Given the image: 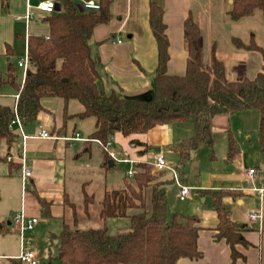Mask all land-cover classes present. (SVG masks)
Listing matches in <instances>:
<instances>
[{
    "label": "crops",
    "instance_id": "0c3cea01",
    "mask_svg": "<svg viewBox=\"0 0 264 264\" xmlns=\"http://www.w3.org/2000/svg\"><path fill=\"white\" fill-rule=\"evenodd\" d=\"M42 1L45 0H0V73L3 77L9 64H13L17 70V81L21 83L24 72L17 62L28 55L30 36H49L50 26L45 20L49 15L37 9ZM72 1L78 5L87 1L100 4L101 0ZM152 1L165 9L170 39V75L182 76L186 72L188 50L185 22L191 16L201 29L203 70L212 67L216 57L224 63L228 81H242L256 76L252 65L255 51L239 49L232 42L234 37L249 41L238 29V24L247 18L233 21L230 17L235 0H112V19L107 24L97 26L90 40L93 57L99 63L100 86L107 94L116 92L122 96L146 97L154 91L158 46L150 26ZM224 26L234 28L232 35L231 32L230 36L220 33ZM74 101L66 104L60 98H44L42 106L45 111L39 114L37 120L24 123L22 130L16 129L19 138L10 152L13 161L20 164L21 168L17 170L8 162L0 161V225H4L6 231L0 233L4 237L0 250H10L5 236L12 231L17 233L13 229L14 215L24 213L28 218L39 220L35 228L25 234L30 249L34 246L40 255L39 264L41 260L47 264H60L47 260L50 255L55 257L59 248L58 240L50 241L51 234H59L65 224H77L79 218L86 221L93 218L92 209L90 214L84 212V201L81 208L72 201L67 187L68 160L71 158L73 164H78L83 150L89 152L95 144L100 147L98 142L89 140L96 129V121L87 131L86 137L80 132L85 120L75 117L66 119L65 106L68 115L83 111L82 105L80 108ZM0 104L9 107L2 102ZM259 125L260 112L255 109L214 117L211 125L213 144L202 145L193 151L184 169V176L179 173L182 184L191 188L189 197L184 201L179 198L180 187L173 180L171 169L177 170L179 161L175 148L181 141L194 135L191 122L158 126L148 133L140 134V137H124L119 133L114 135L111 148L120 158H125L127 154V158L136 162L134 165L123 163L135 173L138 163H147L156 153H163L169 169L154 173L157 174V180L165 184L169 213L178 212L200 218L198 248L203 257L200 260L180 259L178 264H264V195L253 190L256 187L264 189V152L258 144ZM41 130H47L54 138L39 137ZM22 134L27 138L24 139ZM76 135H80L79 140L73 139ZM230 137H233L239 148V154L231 160L228 157ZM1 152L2 155L7 153L5 146ZM144 155L147 161L141 159ZM22 157H25L26 166L32 171L30 178L24 176ZM112 161V167H115L116 162ZM104 168L101 163V170ZM250 169L257 171L254 178L247 175ZM85 184L80 194L83 200L85 192L94 196L96 202L93 206L104 198L106 192L117 190L105 188L99 200L94 190L88 192L86 189L92 183ZM214 192L224 193L223 203L231 218L246 226L244 236L252 246H237L245 260L238 259L234 263L226 241L215 239L219 219L210 194ZM252 212L261 213L262 218L250 222L248 215ZM129 225V219L108 221L110 233V227L120 233ZM15 243L22 251L23 242L19 233ZM20 254L16 253V260H19ZM11 262L10 259L5 264Z\"/></svg>",
    "mask_w": 264,
    "mask_h": 264
},
{
    "label": "trees",
    "instance_id": "16d2710c",
    "mask_svg": "<svg viewBox=\"0 0 264 264\" xmlns=\"http://www.w3.org/2000/svg\"><path fill=\"white\" fill-rule=\"evenodd\" d=\"M61 11H55L45 20L50 26L48 37L30 36L28 40L29 68L25 83L17 81V70L9 64L6 75L0 76V92L10 85L20 92L17 114L23 123L37 120L45 111L44 98H60L66 104L78 101L83 111L68 115L66 119L94 118L96 129L89 140L98 142L109 167L105 147L116 133L129 137L145 134L168 124L191 122L194 135L181 141L175 150L179 154L177 171L182 176L193 151L202 145H212L214 134L212 120L221 114H238L255 109L260 112L258 144L264 152V48L253 38L248 42L234 37L239 49L261 54L263 65L252 79L228 81L225 65L216 57L212 67H201V29L189 16L185 22L188 61L182 76L168 73L170 39L165 22V9L157 2L150 3V26L158 46V67L154 78V91L149 99L107 94L100 86L99 63L93 57L90 40L94 29L112 19V0H101L100 10L79 12L72 0H57ZM260 12L264 20V0H235L230 17L233 21L253 17ZM15 109L0 104V161L8 162L11 149L19 134L10 125L15 119ZM141 144V143H138ZM7 153L2 155V147ZM144 153V152H143ZM239 154V148L229 138V159ZM19 170L21 165L8 162ZM148 163H138L131 181L124 189L105 193L98 202L101 226L92 230L74 231L65 224L59 234H51L50 241L58 240L57 255L48 262L60 264H178L180 259L200 260L198 248L200 218L178 212L169 213V200L165 184L159 182ZM219 225L215 239L225 240L235 263L245 256L238 245L249 248L245 238L246 226L235 222L223 203V194L210 193ZM95 198L84 193V212L91 213ZM41 203H44L43 201ZM110 219H129L130 229L123 233L109 231ZM0 225V233H5ZM11 263L22 264L11 259Z\"/></svg>",
    "mask_w": 264,
    "mask_h": 264
},
{
    "label": "rangeland",
    "instance_id": "374dc122",
    "mask_svg": "<svg viewBox=\"0 0 264 264\" xmlns=\"http://www.w3.org/2000/svg\"><path fill=\"white\" fill-rule=\"evenodd\" d=\"M238 25H239L238 29L241 31V33L245 34L243 35L245 36L244 37L245 40H250L251 38H253L258 45L264 48V20L260 12H256V14L253 17L247 18L245 22ZM232 30L234 32L233 27L227 28L224 26V29L221 30L220 33L224 36H226V34L230 36L232 35ZM252 57H253L252 65L254 68V73H258L260 72L263 64L262 56L260 53L254 52ZM2 75L3 74L0 73V76ZM231 81H233V79ZM16 93L17 92L15 91V89H13L10 85H4L0 92V98H2V100L0 99L1 100L0 103L2 102L11 108H15ZM74 103L75 105H79V107L81 108V104L78 101H74ZM94 122H95L94 118L87 119L82 122L83 124H81V127L83 130L79 129L81 127H79L78 129L81 130L80 132L84 134L83 136L87 137V131L91 128V126H93ZM119 135L121 134L119 133ZM139 135L140 134H136L133 135V137H140ZM82 145L83 144H81V146ZM89 150H90L89 152L83 150L82 157L80 158L78 164H73L71 158L68 160L67 187H68V191L71 192L72 201L75 202L78 206H80V208L83 206V201H84L80 194V191L82 185H86L85 183L87 182L92 183V185L90 187H87L86 189L88 192H92L91 190H94L96 198L100 200L103 197L105 188H108L109 190L112 189L121 190L125 188L126 181H131V178H129L126 174V172L130 168L129 165L116 162L115 167H106L105 166L106 158L103 154L102 148H100L98 145L95 144L92 145V147ZM135 156L139 157L138 154H135ZM141 157L142 160L145 161L148 160V158H146V155ZM101 163H103L105 167L103 170H101ZM92 215L93 218L88 219L87 221L79 218L78 220L79 222L77 224L71 223L70 224L71 229L74 231H85V230H92L95 228H99L101 226V221L99 219L98 204L92 207ZM42 220L45 219L42 218ZM110 229L113 234L119 233L111 227ZM129 229H130V225L127 228L122 229L120 233L126 232ZM2 236H0V243H1V239L4 238ZM5 237L7 238H5L4 240L6 241L10 250L9 251L0 250V264H5L6 262H9L10 259H15L16 253L19 255L21 252V248L20 247L18 248L19 242L18 245L15 243V241L18 239V233H14L12 231L7 233ZM28 247L29 244L27 243L26 248ZM32 249L35 250L34 246L32 247ZM41 261H42L41 264H47V262L43 260Z\"/></svg>",
    "mask_w": 264,
    "mask_h": 264
},
{
    "label": "built area",
    "instance_id": "2783aa9c",
    "mask_svg": "<svg viewBox=\"0 0 264 264\" xmlns=\"http://www.w3.org/2000/svg\"><path fill=\"white\" fill-rule=\"evenodd\" d=\"M83 7L85 10H88V11H98V10H100L101 6L98 3H95L92 1H87V2L83 3ZM56 8H57V3L55 0H45V1H42L37 6V9L40 12L48 14V15L54 13L56 11ZM29 64H30V61H29L28 55H26L24 58L20 59L17 62V66L20 69H22L24 72L21 85H23L25 83V77H26V74H27V71L29 68ZM15 98H16V104H15L14 109H15L16 117L11 122V125H10L11 129L14 131H16L17 128L22 130V127L24 124L22 122L21 118L19 117V115L17 114V104H18V101L20 98V92H17ZM22 137L24 139L27 138V136L23 135V134H22ZM39 137H41L43 139H53L54 138L47 130H41L39 133ZM73 139L79 140L80 135H76V137ZM112 145H113V138L109 141V143L105 147L109 157L112 160H114L115 162L130 163L132 165H134L136 163L135 161L127 158V154L124 155L125 158H120L118 156L117 152L111 148ZM21 161H22L21 163H22L25 178H30L32 176V171L26 166L25 157H22ZM8 162H13V158L9 157ZM147 163L153 167V171H155V172H162V171H166L169 169L166 157L161 152L156 153L154 156H152L151 160ZM171 172L173 175V180L180 187L179 198L181 201H184L189 197L191 188L182 184L180 175H179L177 170L171 169ZM256 173H257V171L255 169H250L247 171V175L250 178H254ZM127 175L129 177H133L135 175L134 170L130 169L127 172ZM253 190L255 192L261 194V195H264V189H262V188L256 187ZM261 218H262L261 213L252 212L248 215V220L250 222H256ZM38 221L39 220L37 218L26 217L24 213H18V214L14 215V218H13L14 227H13V229L17 233L20 234V236L22 238V242H23L22 251H21L20 256L18 257V259L22 262V264H39L40 255L36 250L26 248L27 243H26V235H25L27 232L32 231L35 228Z\"/></svg>",
    "mask_w": 264,
    "mask_h": 264
},
{
    "label": "water",
    "instance_id": "95a60500",
    "mask_svg": "<svg viewBox=\"0 0 264 264\" xmlns=\"http://www.w3.org/2000/svg\"><path fill=\"white\" fill-rule=\"evenodd\" d=\"M77 9L79 10V12H84L85 11L82 3H80V4L77 5ZM56 11H61V4H57ZM149 97L150 96L139 97V98L149 99ZM113 165H114V162L112 160L109 161V167H112ZM11 215H13V213H11Z\"/></svg>",
    "mask_w": 264,
    "mask_h": 264
}]
</instances>
